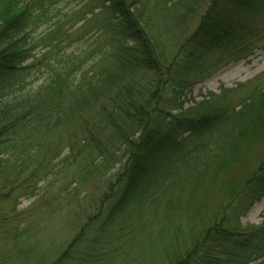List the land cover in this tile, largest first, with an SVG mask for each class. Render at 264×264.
I'll return each mask as SVG.
<instances>
[{
	"label": "trees",
	"instance_id": "16d2710c",
	"mask_svg": "<svg viewBox=\"0 0 264 264\" xmlns=\"http://www.w3.org/2000/svg\"><path fill=\"white\" fill-rule=\"evenodd\" d=\"M59 1L0 0V202L47 194L21 235L0 210V251L20 254L32 224L59 216L72 236L49 264H117L133 247L163 264H264V220L239 224L264 197V73L181 101L257 50L264 0H210L180 43L162 23L204 0H86L32 38Z\"/></svg>",
	"mask_w": 264,
	"mask_h": 264
},
{
	"label": "rangeland",
	"instance_id": "374dc122",
	"mask_svg": "<svg viewBox=\"0 0 264 264\" xmlns=\"http://www.w3.org/2000/svg\"><path fill=\"white\" fill-rule=\"evenodd\" d=\"M85 1L86 0H60L52 8H50L47 20H44L40 28L32 35V38L38 39V36L43 34L52 25L56 24L58 19L62 20L64 16L66 17V15H70L71 11L73 12L74 9H78ZM209 1L210 0H204V4L200 7L198 4L195 15L187 21L179 23H162L164 25L163 30L166 33V39L168 35H173L172 40L174 41V37L177 36L176 43H180L186 36L191 34L197 27L199 17L205 12ZM139 2H147L148 4H151L152 0H139ZM84 12L85 11L82 13ZM97 13L98 10H95L94 15L96 16V20L99 21L102 16ZM81 24L82 23L78 24L77 27ZM94 25L95 24L93 23L87 25L82 34H85L88 31V26L89 31L91 32V30L95 27ZM91 35L93 34L90 33L88 36L86 35L82 41L74 43L68 52H87L92 41ZM41 47L42 45L39 47L37 46V49L33 53V55L37 58L42 54ZM90 58L88 59V63H90ZM50 59L51 58L49 57L46 60L48 61ZM39 68H41V66ZM263 73L264 40L248 59L232 63L212 74L210 77L205 78L202 82L193 85L184 93V98L181 100L183 107L187 109L191 107L193 103H198L203 99H207L210 94L218 95L220 89L222 88L235 89L238 85L245 84ZM259 156L260 155L258 154L257 157ZM259 160L260 158H258L257 161ZM119 168L120 165H117L113 173ZM110 179L113 181L114 178L112 177L109 178V180ZM44 186L45 184L40 182L36 185V188H43ZM101 187L105 189L106 185H101ZM32 188L33 185L31 184V187L28 190L30 193L33 192ZM8 191V185H6L4 180L0 179V193L4 195ZM28 191L27 196H22L23 194L19 195L20 192H13L7 200L0 202V210L6 216L4 220L7 224L6 229L15 230L16 234L20 235L23 231H25L27 225L32 222L34 215L32 210L38 206L40 201H43L47 197V194L44 193V191H36L34 194L30 195ZM74 205H76V202H74ZM58 217L59 216L55 217L53 221H50L48 217H44V219L39 221L36 225L32 224L30 226L31 230H29V237L28 232H25V240H27V238L29 239L27 242H24V247L20 252L21 255L17 254V249L15 251L13 246H8L6 250L3 249L1 250L2 252L0 251V264H49L53 261L59 252H61L66 240L72 236V232L64 226L61 219ZM263 220L264 197L260 201L254 203L248 211L240 217L239 224L243 227L258 226ZM169 233L170 231L167 232V235H169ZM163 242H167V240L159 241L160 244ZM10 244L12 243L10 242ZM157 244L158 242H156V245ZM182 244L183 240H174L172 248L179 250V247ZM138 249L135 250L134 247L129 249L128 251L131 254L118 259L117 264L164 263L162 251H159L156 247L154 249L150 248L151 252L148 254L146 252L143 253L144 251H142L141 254Z\"/></svg>",
	"mask_w": 264,
	"mask_h": 264
}]
</instances>
